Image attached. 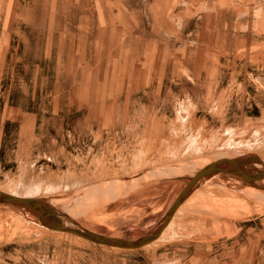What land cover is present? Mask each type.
Listing matches in <instances>:
<instances>
[{"label":"rangeland","instance_id":"rangeland-1","mask_svg":"<svg viewBox=\"0 0 264 264\" xmlns=\"http://www.w3.org/2000/svg\"><path fill=\"white\" fill-rule=\"evenodd\" d=\"M248 154L264 161V0H0L1 189L62 179L16 192L134 239L208 161ZM263 185L204 176L137 248L0 203V264H264Z\"/></svg>","mask_w":264,"mask_h":264},{"label":"water","instance_id":"water-1","mask_svg":"<svg viewBox=\"0 0 264 264\" xmlns=\"http://www.w3.org/2000/svg\"><path fill=\"white\" fill-rule=\"evenodd\" d=\"M252 161L262 163V159L259 156L255 154H248L241 157L220 156L203 165L188 177L187 182L183 185L175 197L173 203L169 207V210L156 229L134 239L104 234L79 225H68L63 219V216L65 215H63L62 212L46 203L42 198L34 195H21L0 188V203H11L16 207L26 208L37 217L41 224L52 229L69 231L97 243L126 248H137L149 243L160 235L173 216L176 208L182 202L186 193L200 178L217 172L225 173L228 176H240L247 182H253L264 178V164L260 169L250 170L245 168Z\"/></svg>","mask_w":264,"mask_h":264},{"label":"bare ground","instance_id":"bare-ground-1","mask_svg":"<svg viewBox=\"0 0 264 264\" xmlns=\"http://www.w3.org/2000/svg\"><path fill=\"white\" fill-rule=\"evenodd\" d=\"M148 138H149V136H147L145 139H144V142H148L149 143V141H148ZM193 144V143H192ZM151 145V144H150ZM168 145V144H167ZM171 145V144H170ZM193 145H195V144H193ZM189 147H191V145H188ZM197 146V145H196ZM171 147V146H170ZM183 147V146H182ZM187 148V147H186ZM193 148H195V147H193ZM182 149V148H181ZM185 149V148H184ZM189 148H187V150H188ZM191 149V148H190ZM151 150V149H150ZM180 150V149H179ZM151 152H152V150H151ZM166 152H168V151H166ZM170 152V151H169ZM176 152H177V150H176ZM139 153H140V151H138V153H136V154H134V155H136V156H134V158L136 159V157L139 155ZM173 153V152H172ZM178 153V152H177ZM145 154V153H144ZM147 154V153H146ZM175 154V153H174ZM179 154V153H178ZM185 154H187V152L185 153ZM173 156V155H172ZM178 156V155H177ZM144 157H145V155H144ZM169 157V156H168ZM172 159V158H171ZM209 162V161H208ZM140 163V162H139ZM144 163V162H143ZM142 163V164H143ZM207 164V163H206ZM258 164H261L262 166H263V164H264V161L262 160V163H258ZM70 177L71 176H68V177H66L65 179H63V181H68V185H69V180H70ZM229 177H231V176H229ZM79 179V178H78ZM87 180V179H86ZM60 181H62V179L60 180ZM60 181H58L57 183H55V184H48V185H45L44 184V182H42V181H40V180H37V179H35V178H32L31 180H28V181H25V180H23L22 178H20V179H16V180H13V181H11V183L9 184V186L10 187H12L13 188V190H10V192H13V193H17L16 192V190H19L20 192H23V193H32V192H36V191H39V190H41V189H45V190H52V189H54V188H57V187H59L60 186ZM9 183V182H8ZM73 183V182H72ZM75 183V182H74ZM67 185V186H68ZM249 185V184H248ZM252 186V185H251ZM257 186V185H256ZM264 186V185H263ZM69 187V186H68ZM67 187V188H68ZM258 187V186H257ZM260 188H262V187H260ZM264 188V187H263ZM7 191H9V190H7ZM41 191H43V190H41ZM48 193V192H47ZM46 196V195H45ZM44 196V197H45ZM43 198V197H42ZM2 203H4V202H2ZM51 203L52 204H54L55 202H53V201H51ZM182 203V202H181ZM181 203L179 204V206L181 205ZM4 205V204H3ZM174 214V213H173ZM172 218V217H171ZM63 219H64V221H65V223L66 224H68V225H74L73 223H71L69 220H68V217L65 215V216H63ZM171 222V221H170ZM78 235V234H77ZM79 236H81V235H79ZM83 237V236H82ZM85 238V237H84ZM87 239V238H86Z\"/></svg>","mask_w":264,"mask_h":264},{"label":"crops","instance_id":"crops-1","mask_svg":"<svg viewBox=\"0 0 264 264\" xmlns=\"http://www.w3.org/2000/svg\"><path fill=\"white\" fill-rule=\"evenodd\" d=\"M19 194V193H18ZM21 195H33V194H21ZM178 210V209H177ZM177 210L174 212V214L177 212ZM174 214H173V216H174ZM173 216H172V218H173Z\"/></svg>","mask_w":264,"mask_h":264}]
</instances>
